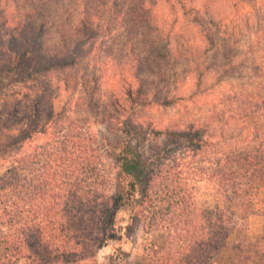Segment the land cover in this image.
Returning <instances> with one entry per match:
<instances>
[{
	"label": "rangeland",
	"instance_id": "rangeland-1",
	"mask_svg": "<svg viewBox=\"0 0 264 264\" xmlns=\"http://www.w3.org/2000/svg\"><path fill=\"white\" fill-rule=\"evenodd\" d=\"M44 1L36 4V24L44 20L43 27L18 36L12 22L21 16L15 6L29 2L2 3L0 176L15 158L4 146L25 127L43 124L50 112L59 121L58 134L51 141L35 135L37 175L45 147L60 154L73 144L66 136L79 131L85 137L89 129L109 144L118 138L131 140L144 156L147 171L171 172L161 181L157 205L165 208L172 190L183 182L182 189L192 187L189 200L194 208L222 209L218 184L192 181L181 165L190 161L199 167L201 158L190 159L194 154L187 144L166 133L197 131L208 144L225 140L237 146L246 131L264 132V0H243L235 6L232 0H214L208 6L212 11L200 0H155L150 24L118 16L132 6L129 0ZM59 40L79 55L76 67H56L52 55ZM23 46L27 50L22 52ZM183 154V161L176 159ZM173 175L179 179L174 181ZM252 187L255 215L247 221L246 233L239 231V224L229 235L215 264H228L230 248L239 239L250 244L264 240V184ZM145 224L120 210L105 242L90 249L93 259L87 264H152L153 256L166 246V231ZM4 233L2 226L0 236ZM15 261L0 244V264H29Z\"/></svg>",
	"mask_w": 264,
	"mask_h": 264
},
{
	"label": "trees",
	"instance_id": "trees-1",
	"mask_svg": "<svg viewBox=\"0 0 264 264\" xmlns=\"http://www.w3.org/2000/svg\"><path fill=\"white\" fill-rule=\"evenodd\" d=\"M17 1L21 0H0V16L5 8L2 3L10 6V2ZM22 1L29 3L15 6L16 13L23 17L12 22L17 26V36L26 31L36 33L45 23L41 20L36 24L39 17L36 4L40 0ZM129 1L132 6L118 16L150 24L153 18L150 5L155 0ZM200 1L204 8L214 2ZM232 1L234 6L243 2ZM47 28L49 22L44 31ZM31 43L35 49V41ZM57 43L52 55L56 67H76L79 55L70 53L64 42ZM85 124L88 127V122ZM58 126L56 115L49 112V119L43 124L25 127L24 132L4 146L15 158L13 165L0 176V227H5L0 244L6 256L16 263L23 259L29 264H87L93 259L90 249L105 242L120 210L129 211L132 220L144 224L148 221L149 226L166 231V246L153 256L152 264H215V256L239 224V231L246 233L247 221L255 215L250 190L256 182L264 184V132L250 135L246 131L237 146L225 140L208 144L200 139L197 131L166 133L170 139L187 144L188 151L194 154V157L188 156L190 159L201 158L199 167L194 168L190 161L181 164L193 177L191 180H213L222 192V209L200 210L189 200L192 187L182 189L186 187L183 182L172 190L165 208L157 205L161 181L171 172H163L161 168L156 172L147 171L144 156L131 140L120 142L118 138L109 144L103 137L95 138L89 129L84 137L76 127L77 133L71 132L65 139L73 144L63 145L60 154L45 147L41 154L44 156L42 172L37 175L40 154L33 146L34 137L40 133L51 141L58 134ZM56 139L59 141L60 137ZM26 144L29 147L24 148ZM183 155L176 159L183 161L186 154ZM222 167L225 169L221 170ZM241 176L244 181H240ZM171 177L174 181L179 179ZM230 251L228 264H264V240L250 244L242 238Z\"/></svg>",
	"mask_w": 264,
	"mask_h": 264
}]
</instances>
